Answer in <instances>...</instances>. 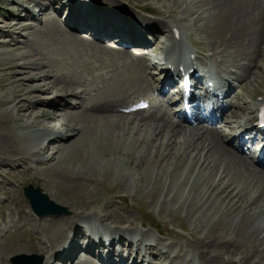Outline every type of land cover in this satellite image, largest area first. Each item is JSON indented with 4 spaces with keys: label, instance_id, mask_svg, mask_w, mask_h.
I'll return each instance as SVG.
<instances>
[{
    "label": "rangeland",
    "instance_id": "rangeland-1",
    "mask_svg": "<svg viewBox=\"0 0 264 264\" xmlns=\"http://www.w3.org/2000/svg\"><path fill=\"white\" fill-rule=\"evenodd\" d=\"M46 1L0 0V264H11L10 256L18 253H42L43 255L50 248L56 249L63 246L70 235L71 218H75L77 224L89 232L120 233L130 238V243L125 239L122 240L124 244L125 242L130 244L128 248H133L142 237L139 235L140 232L151 238L155 236L163 243L159 246L157 255L162 257L161 261L168 258L170 264H222V262L243 264L241 258L250 261L249 264L253 262L264 264V254L258 252L256 245H253L255 251L251 253L248 249L235 251L239 246L231 244L233 240L225 244L232 227L242 216H248L256 228L261 227L257 231L259 239L256 241L261 244L260 250H264L262 238L264 236V199L259 201L257 198L260 188L256 185L244 188L245 185L240 184L241 180L236 181V183L239 182L238 184L233 183L231 195L237 191L240 192L239 194L243 193V198L251 206L246 210L241 207V210L232 212L240 204V202L236 204L238 195L228 205L236 204L234 207L231 206L233 208L229 211L230 215L228 212L224 213L227 210L228 199L218 195V187L228 181L231 171L223 177L222 166H216L213 169L212 158L205 154L208 150L207 142L198 138L201 136L198 131L195 135L189 129L187 135L184 132L183 136L177 135L181 133V129L178 133L162 129L161 134H157L150 129L151 127H146L150 125V121L141 123V119L137 120L145 112L132 114H137L136 117L118 116L116 113L119 111L118 108L136 100L133 96L143 94L142 91L136 94L127 93L128 96L132 95L116 104L120 106L113 107L116 115L112 113L110 117L102 116L107 112L103 109L98 111L100 107H95L93 110L96 111L93 112L86 111L88 117L101 114L95 125V119L91 121L82 119L79 122L76 117L65 120V116L61 114L64 112L59 110L60 113L54 110V115L52 118L49 117L50 119L42 117L50 111L51 104L60 103L71 109L80 101L75 94L59 99L54 98L55 93L61 89V84L56 85L51 82L54 77L58 79L65 76L78 81L83 79L87 85L92 83V80L99 81L95 82L96 85L94 83L89 85L88 94L85 95V97L94 98L96 92L93 91L102 88L98 77L103 72L99 70L90 73L85 65L90 60L89 55L80 53L76 48L71 49L70 46H73L74 42H62L61 40H64L62 35L49 31L41 22L46 18H57L65 27L66 23L63 22L62 17L68 15L70 7L65 8L66 5L63 4L71 0H57L56 5L64 7L60 17L49 15L53 13L50 12V7H45L47 11L36 7L44 6ZM263 1L254 3L255 0H227L231 7L239 6L243 11L240 21L246 26V30L241 33V36L245 37V42L239 49H235V45L223 47L219 41L215 40L217 37H224L227 43L231 42L234 35L230 36L233 32L230 28L223 29L221 33L210 30V19L218 13L217 2L212 0H138V3L152 2L159 10L162 6L164 9L156 12L160 18L167 16L168 22L174 20L179 26L185 24L186 29L184 26L182 28L185 32L184 40L191 49L194 51L205 49L206 54L210 51H222L225 54L222 56L224 62L234 71H238L236 66L243 61L252 64L254 60H257L259 66L251 70L253 74L245 82V89L240 88L237 81L228 77V81L230 80L233 85L232 89L228 90L232 100H236L239 105L245 103L248 110H254L264 91V28L259 35L262 42L256 47L261 56H256L252 50L255 47L252 45H249L252 49L246 48L245 51L243 48L247 46V38L252 34L257 36L256 25L261 22L262 25L264 24ZM89 2L108 4L113 7L112 9L120 11L119 14L124 15V18H120L121 20H133L137 15L148 16L130 8L133 2L127 4L122 1L121 5L117 0H89ZM27 11L31 14L28 18L25 17ZM11 14L21 19L20 25L31 28H17L11 34L12 36H8L6 26L9 23L6 22V18ZM248 20L251 21L250 24H247ZM163 23H166V20ZM60 28L64 29L61 26ZM254 36L251 38L252 41ZM11 39H16L18 43L13 45ZM195 41L200 47L195 45ZM155 48L156 46L151 47V50ZM250 50L251 52H248ZM204 59L216 78L220 79L216 64L209 56ZM23 64L29 67L26 69ZM8 65L10 67L4 70ZM147 70L148 74L145 77L154 76L159 83L161 78L158 79L159 76L156 74L159 70L156 69L155 73H151L153 71L151 68ZM40 73H47L48 77H38ZM220 76L227 80L221 70ZM103 78L106 79L107 76L104 75ZM14 82L17 84L20 82L25 88L35 90L24 96L23 103L27 105L21 113L17 112L14 101L16 102L15 94L22 88L17 89ZM47 84H51L52 87L46 89ZM131 88H125L119 93L120 96ZM81 89L82 87L77 88L76 91ZM26 106L30 107L25 109ZM78 111L69 110L73 113ZM62 120L65 121L64 125H60ZM244 120L242 119V122ZM70 124L78 125L81 134L78 138L70 137L71 140L76 139L73 146L69 144L66 149L61 148L62 143L51 146L48 140L57 135L55 131L62 132ZM53 125H56L54 130L51 128ZM219 125L220 123L218 127ZM250 125L251 123H246V126ZM45 129H48V134L43 137L42 133ZM224 143L232 149L233 142L224 137ZM14 163L16 165L10 168ZM206 164H208L207 167H205ZM28 184L39 187L52 201L66 207L69 214L38 219L31 212L29 203L23 195L22 189ZM121 194L127 195L125 204L118 201V195ZM252 198L258 201H253ZM242 204H244L243 201ZM222 217L228 224L227 230L218 228L216 235L212 236L209 233V227ZM60 218L65 221L56 226L59 227V231L56 227L53 232L50 231L49 225H52L54 221H60ZM158 230L163 231L165 235ZM241 231L244 235L245 229ZM198 240L202 243L199 244ZM168 242H171L172 246H164ZM147 244L150 243L147 242ZM187 244L190 247H186ZM197 245L198 247L200 245L199 249ZM203 245L205 247H202ZM189 248L194 252L196 259L192 258ZM79 254L73 263L55 260L52 264H99V258L88 253L80 252ZM234 256L240 259L233 261ZM212 259L217 260L210 262ZM146 262L167 264L160 263L152 257Z\"/></svg>",
    "mask_w": 264,
    "mask_h": 264
},
{
    "label": "bare ground",
    "instance_id": "bare-ground-1",
    "mask_svg": "<svg viewBox=\"0 0 264 264\" xmlns=\"http://www.w3.org/2000/svg\"><path fill=\"white\" fill-rule=\"evenodd\" d=\"M117 1L118 3H120L119 5H121L122 1H125L127 4H130L129 2H133L130 8H134L137 11L142 12L145 15H148L149 17L148 16L143 17V16L137 15V17H134L132 21L115 24L113 23V21L110 19L109 16L108 17L103 16L101 18L96 17V13L92 9L86 8L87 6L85 7L86 9L85 8L82 9L80 8V6H78L79 4L78 5L76 4V3H85L88 5V3H90L89 0H80V1L71 0V1H66L63 4V5H66L65 8L70 7V11H68L69 13L64 19V23H66L65 27H63L60 24L57 18H49L51 21L48 18L41 20V22L43 23V26L49 29V31H55L56 35H62L64 37V40H61L62 42H66V43L74 42L75 44L73 46H70L72 47L71 49L76 48V50L78 49L80 53L89 55L90 60L85 65L86 67H88L87 69L90 73H95L96 71H99V70L103 71L101 75L98 77L100 78V83H102V88H97L95 91L92 90L93 92H96L95 93L96 95L94 98H90V96L85 97V94L88 91L89 85H91L92 83L95 84L97 80L96 81L92 80V83L87 85V83L83 79L78 81V80H74L73 78L72 79L67 78L65 76L58 77V79L54 77V80H52L51 82H54L56 85L61 84V89H59V91H57L56 88H54V90L57 91L55 93L54 98L59 99V98H64V97L75 94L80 99V101H79V104H77V107H74L73 109H67L69 106L65 107L63 105H60V103L51 104L49 107L50 111L46 114H43L42 115L43 118H49V117L52 118L54 115V110H56L57 112L59 111L64 112L61 114H63V117L65 116V120L74 119L76 117H78L77 121L79 122L82 119L87 120V121H91L95 119L94 121V125H95L96 124L95 122L97 121V119H99V115L101 114H99L98 116L88 117L86 113V111H92V112L96 111V110H93L95 107H100V109H97L98 111H101L103 109V111L107 112V114L102 115L106 117H110L112 113L115 115L117 113L118 116L136 117L137 114L132 115L133 113L131 115H126L121 112L114 113L113 107L116 108L120 106V104L118 105L116 104L119 103L121 100L127 99L129 96H131L132 94H130L129 96L127 95V93H130V92L136 94L142 91L141 93L143 94L138 95V96H133V98H137V99L136 101L129 103V104H134L138 102L140 99H147V97H145L147 93L155 94V93H159L162 91L164 92L165 90H167V94H169L167 87L171 83H173L177 75L181 74L183 76L184 71H190V73L192 74L193 83L191 86V90L196 89L198 85L201 88H204L202 85V75H205V73L211 75L213 73L210 70H206L204 72H198L196 70L194 71V67H195V63L199 61L201 66H205L206 69H209L210 68L208 67L209 64L206 63L204 59V57H207V56H209L210 59L216 64L217 69H218L217 73L220 75V70H221L223 71L225 77L227 78V80L222 81L221 83L215 82L218 90L222 91L223 93L222 98L220 99L221 103H223L224 102L223 100L225 99L228 89H232L233 87L232 82L230 80L228 81V77L229 79H234L235 81H237L240 84L239 86L240 88L245 89V86H246L245 82L253 74V71L251 70L253 69V67L258 68L259 66L257 63V60H254L252 64H248L247 61H243L236 66L238 71H234L230 68V65L224 62V59L222 56L225 54L222 53V51H219V52L218 50L210 51V53L206 54L207 50L202 49L200 53L196 54L195 51L190 50L183 41V36L185 33L184 31H182V28L184 26V29H186L185 24L183 23V26L181 25L179 26L178 22L174 20H169L170 22H168V20L166 19L167 16H164V17L162 16L160 18V15L156 13L157 11L164 9L162 6H160V10H159L157 9L156 6L153 5L154 3L152 2L150 4H139L138 0H117ZM213 1L215 3L217 2V8H218V5H219V8H218V13L215 15V17L214 18L212 17L210 19V22H211L210 30L212 32L221 33L223 29L230 28L231 31H233L232 33H230V36L234 35L233 38L231 39V42H228V43H227L226 38L224 37H217L216 39L215 38L214 39L219 41L223 45V47L224 46L227 47L228 45L229 46L235 45L234 46L235 49H239L240 46H242L245 42V37H242L241 33L246 30L245 23L242 24V22L240 21V18L243 15L242 7H239V6L231 7V4H229L227 0H220V1L212 0V2ZM257 1H260V0H255L254 3H256ZM46 2L50 5L48 6V4L46 3L45 4L46 6L42 5V6H36V7L40 9H44V11L48 10L45 7L55 8L62 15V9H64V7H62V5L61 6L56 5L57 0L56 1L47 0ZM95 4L97 3L95 2ZM95 4L94 2H92V4L90 3V5L93 7H96ZM99 5L102 8L108 10V12H120L116 10L115 8L112 9L113 7L108 6V4L107 5H104V3L103 5L97 4V6ZM105 14L107 15L106 12ZM29 15L31 14L29 11H27V14L25 15V17L28 18ZM49 15H52V14H49ZM20 20L21 19L15 14H11L9 15L8 18H6V22L9 23V25L6 26L7 27L6 32L8 36L13 34L15 29L17 28H21V29L31 28L30 26L20 25ZM164 20H166V23H163ZM250 23L251 21L248 20L247 24H250ZM60 26L66 30L61 29ZM256 28H257L256 29L257 36L255 37L252 34L249 38L246 37L247 46L243 48V50L245 49L246 51V48L252 49L249 46V45H252L255 47L252 50H254L253 52L256 54V56H261L260 51L256 49V47L258 46V44L260 46V42H262L259 35L262 29L264 28V24L262 25V22H261L256 25ZM253 36H254V41L251 40ZM150 37L152 38L149 39ZM109 38L115 39L116 46L113 43L110 44V41H107ZM10 41L13 42V45L18 43L16 39L15 40L11 39ZM130 44H138V46H141L139 56H137L136 53H134V51L132 50L133 49L132 47H128ZM195 44L199 46L197 44V41H195ZM155 45H156V48L155 50L152 51L151 47H154ZM172 48H173L174 53L170 52V49ZM186 50H189V55L193 56V58L189 59L187 63L181 62V60L185 56ZM224 51L226 52V50ZM248 52H251V50ZM162 55H164L163 64H162L163 69L160 68L159 69L160 72L157 73V75L159 76L158 79L161 78L160 79L161 81L157 83L156 78L154 76H151V77L148 76V78L145 77V75L148 74V70L146 69V67H148L149 65H147L146 67H143L142 64L150 63V66L157 65L158 62L160 61L159 56H162ZM23 65L24 67H26V69L29 67L26 64H23ZM246 65H249V66L246 67ZM7 67L9 68L10 66L9 65L6 66L4 70H6ZM92 67H94V69ZM153 72L154 71H152V73ZM104 75L107 76L106 79L103 78ZM37 76L44 77V78L48 77L47 73L46 74L40 73ZM14 85L17 89L22 88L17 92V94H15L16 102L14 101V106L15 108L17 107L16 109L17 112L21 113L24 110L23 109L24 106L27 105V104L24 105L23 103L24 96L35 90H31L29 87L25 88V86L20 82L19 84L14 82ZM47 85L48 86L45 87L46 89L52 87L51 84H47ZM175 86H178V85H175ZM81 87H82L81 91H76L77 88H81ZM127 87H132V88L124 92V94L120 96L119 93ZM28 89L29 91H27ZM173 89L174 90L172 93L176 92V95L171 96L169 98V103L177 99H180L182 96V93L178 91L176 87H173ZM171 90H172V87H171ZM189 95H190L191 100L195 99V94L193 91H190ZM261 96L262 98L258 100V102L256 103L258 107L259 106L264 107V91L261 94ZM18 99H20V101ZM151 101L156 102L155 98L150 99V102ZM169 103H166L161 100L158 103L151 105L148 109L141 111V113L142 112H145V113H142L141 115L139 114L140 116L137 118V120L141 119V123L150 121V125H147L146 127L148 128L151 127L150 129H152V131L157 134H159L162 129L163 131L168 130V132L170 130L173 133H178L181 129L180 131L181 133L177 135H183L184 132H186V135H187L188 133L187 130L189 129H191L192 130L191 133L195 135L197 134L195 132L197 131L199 132L201 136H198V138H200L203 142L205 141L207 142L208 150L206 151L205 154L206 156L209 155L212 158L211 162L213 163L212 164L213 169L216 166H220V167L222 166L223 167V177L230 174V171H231V175H230L231 177H229L228 181L225 182V184L222 185L221 187H218L219 188L218 195H223V199H228V202L226 201L227 210L224 213L228 212V214L230 215L229 211H231V209L239 202L240 204L238 205V207H235L232 210V212L241 210V207H244L242 209L246 210L249 206H251L250 203H248V201H245V199L243 198L242 196L243 193L239 194L240 192L237 191L234 195H231V192H232L231 187L233 183H236V181L238 180L239 181L241 180L240 184L245 185L244 188H249L250 185L251 186L256 185L258 188H260L257 194V198L259 199V201H263L264 199V169L262 167L256 166L242 152L233 150L224 143V137L228 140L234 141V140H237L239 136L238 133L240 131L246 130L245 123L242 122V119H245V121L249 120L250 122L254 120L255 123H257L256 116L252 117V113L250 110H248L249 108L247 107V104L243 103L242 105H239L236 100H232L230 101L228 106H231L232 109L234 110L230 111V108L225 109V107H219L218 110L220 111L219 113L220 118L215 120L214 123L206 127H200L198 125L199 123L198 117H194L195 125H193V123H187V122L185 123L181 119H177L175 117H170V115H168L167 110H171L172 107H169ZM190 105L192 108H194L191 102H190ZM29 107L30 106H26L25 109ZM179 108L180 107H175V110L176 111L179 110L178 114L181 115L183 112L180 111ZM65 110H67L68 112L67 111L65 112ZM69 110L70 111L79 110V111L77 113H73V112H69ZM80 110L82 112H80ZM194 113L195 114L197 113V109L194 111ZM218 122L220 123L219 127L218 125H215ZM64 123L65 121L63 120L62 125H64ZM55 126L56 125H53L51 127L53 128L52 130L56 128ZM48 129H45L43 131L42 133L43 137L47 136ZM63 131L62 132L55 131L57 135L54 138L51 137L48 140L51 146L54 144L62 143L63 147L61 148L66 149L69 147V144L70 145L72 144L73 146V143L76 141V139L74 138L76 137L78 138L79 135H81L78 125L70 124ZM72 136L74 138L71 140L70 137ZM203 137L205 139H203ZM249 142L252 143V141H249ZM64 143L67 145H65ZM244 144H246V141L244 142ZM15 165H16L15 163L14 165L12 164L11 168ZM207 166L208 164H206L205 167ZM238 183L239 182H237L236 184ZM243 189H241V191ZM238 195L239 197H237ZM126 196L127 195L125 194L118 195V201H120L122 204H125L124 200L127 199ZM236 197L238 198V202H236L235 204L234 202L235 200H234L233 202L235 205L232 204L233 207H231L232 205L228 206L230 201ZM252 200L258 201L255 198H252ZM242 201L244 202V204H242ZM107 207H111V205H107ZM224 219L225 218L223 217L218 218L215 221V224L209 227V233L212 234V236L216 235L218 228L223 231L227 230L228 224ZM55 220H58V219H55ZM59 220L60 221H54L52 225H49L48 228L50 231L53 232L54 227L59 226L60 223L65 221L63 218H60ZM71 221H72L71 223L72 227L71 229H69L70 235H68L66 239V243H64V245L61 247H56V249H52V248L48 249L45 252L44 264H48V263L50 264V262L52 263V261L54 260H58L60 262L71 261L73 263L74 260L72 259L74 258V255L77 253L78 249H82L83 252L92 253L98 256L103 261L104 264H136L138 263V261H141L139 264H150L149 262L146 263L147 259H149L150 257H152V259L158 260L160 263L165 262L167 264H170V262H168V258L161 261L160 259L162 257L157 255L158 254L157 251H159L158 250L159 246H161L163 243L161 239H158L155 236L151 238L149 237V235L144 234L143 232H140L141 234L139 235H141L142 237L139 238L138 242L136 241L137 243H135L133 248H128L130 247V244H127L125 242L126 244L125 245L122 240L125 239V241H128L130 243L131 242L130 238L128 239L120 233H110L109 232V234H107L101 231L89 232L83 226L78 225L75 218H71ZM259 228L261 227L260 226L257 228L255 227L254 222L250 220L248 216H242L237 222V224L234 227H232L231 233L227 235L228 241L225 244H229L228 242L230 240H233L231 244H236L237 246H239L238 250H235V251L238 252L239 249H241L242 251L248 249L251 253L255 251L254 250L255 248H253V245H256V249L258 250V252H261L264 254V250L263 249L260 250L261 244L256 241L259 239L257 235V231L259 230ZM56 229L59 231V227H56ZM242 229L243 230L245 229L244 235H242V231H241ZM210 234L208 235L211 236ZM232 234H234V236H232ZM104 238L106 239L103 240ZM116 238H118V240ZM262 238L264 239V236ZM196 240L197 239H195V241ZM199 240L198 242L199 244H201L202 242H200ZM147 241H151L152 244L148 245ZM236 241L238 242L235 243ZM120 244H121V247H119ZM143 244H145L144 248L142 247ZM164 246H172V243L168 242ZM187 246L190 247L189 244H187L186 247ZM202 247H205V246L203 245ZM209 248L210 247H208V249ZM190 251L192 252L191 249ZM132 252H135V254H133L132 256L133 260L131 262L127 258L128 256L131 257L130 254H132ZM193 253L194 252L191 253V256L192 258L196 259V256ZM226 258L227 256L225 257V259ZM230 259L232 260L231 257ZM238 259H240V257L238 256L233 257V261L234 260L236 261ZM216 260L217 259H212L210 262L216 261ZM240 260L243 262V264H249L250 262V261L242 260V258ZM155 264H159V263H155ZM200 264H204V263H200ZM222 264H229V262H226V263L222 262ZM253 264H257V263L253 262Z\"/></svg>",
    "mask_w": 264,
    "mask_h": 264
},
{
    "label": "water",
    "instance_id": "water-1",
    "mask_svg": "<svg viewBox=\"0 0 264 264\" xmlns=\"http://www.w3.org/2000/svg\"><path fill=\"white\" fill-rule=\"evenodd\" d=\"M23 192L25 197L29 199L31 208L38 215L69 214L66 207L51 201L47 194L41 192L39 187H33L29 184L23 188ZM10 260L13 264H36L42 261V257L37 255H20L16 257L15 255Z\"/></svg>",
    "mask_w": 264,
    "mask_h": 264
}]
</instances>
